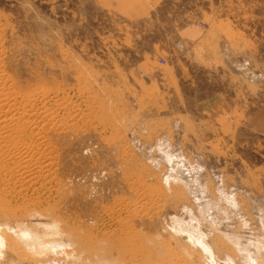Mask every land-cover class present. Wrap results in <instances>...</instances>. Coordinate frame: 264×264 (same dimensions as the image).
<instances>
[{"label": "rangeland", "instance_id": "obj_1", "mask_svg": "<svg viewBox=\"0 0 264 264\" xmlns=\"http://www.w3.org/2000/svg\"><path fill=\"white\" fill-rule=\"evenodd\" d=\"M0 69V264H264V0H0Z\"/></svg>", "mask_w": 264, "mask_h": 264}, {"label": "bare ground", "instance_id": "obj_2", "mask_svg": "<svg viewBox=\"0 0 264 264\" xmlns=\"http://www.w3.org/2000/svg\"><path fill=\"white\" fill-rule=\"evenodd\" d=\"M1 70V69H0ZM0 73H1V71H0ZM4 77V76H3ZM3 77L1 76V74H0V79L2 78V80H3ZM4 81V80H3ZM0 83H1V81H0ZM1 86H2V84H0ZM5 86V85H4ZM1 89H3V88H1ZM1 92V91H0ZM9 96H11L10 94L9 95H7V94H5L4 96L2 95V94H0V98H2L3 100H0V102H2V101H8L10 98H8V100L7 99H5V97L7 98V97H9ZM12 99V98H11ZM8 102H10V101H8ZM7 102V103H8ZM12 102V101H11ZM15 102V101H14ZM6 104V103H5ZM10 104V103H9ZM14 104V103H13ZM13 104H11V106L13 105ZM20 104V103H19ZM1 105V104H0ZM7 106H8V104H7ZM28 106V105H27ZM31 106V105H30ZM3 107V106H2ZM2 107L0 106V112H1V110H2ZM26 109V108H25ZM9 110L10 109H8L7 111L9 112ZM4 111V113H2V115L4 114V115H6V113L7 112H5V110H3ZM23 114V113H22ZM27 116V115H26ZM28 117V116H27ZM2 118V117H1ZM35 118V117H34ZM7 119V118H6ZM5 120V119H4ZM27 120V119H26ZM2 121V120H1ZM31 124V123H30ZM26 125V124H25ZM17 126V125H16ZM22 126V125H21ZM27 128V127H26ZM34 128V127H33ZM40 130V129H39ZM37 134V133H36ZM41 136V135H40ZM4 137V136H3ZM7 137H9L10 138V136H7ZM3 139V138H2ZM8 139V138H7ZM7 142V141H6ZM13 145V144H12ZM9 146V145H8ZM10 147V146H9ZM16 148V147H15ZM9 149V148H8ZM11 150V149H10ZM9 152V151H8ZM10 154H11V152H10ZM21 155V154H20ZM23 156V155H22ZM20 157V156H19ZM18 166V165H17Z\"/></svg>", "mask_w": 264, "mask_h": 264}]
</instances>
